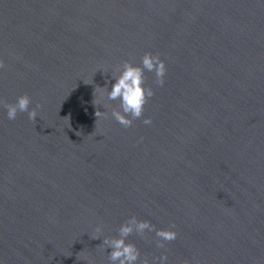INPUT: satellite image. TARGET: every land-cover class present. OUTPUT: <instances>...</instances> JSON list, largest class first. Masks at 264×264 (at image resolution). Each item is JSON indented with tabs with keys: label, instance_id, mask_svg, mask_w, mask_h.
I'll return each mask as SVG.
<instances>
[{
	"label": "water",
	"instance_id": "obj_1",
	"mask_svg": "<svg viewBox=\"0 0 264 264\" xmlns=\"http://www.w3.org/2000/svg\"><path fill=\"white\" fill-rule=\"evenodd\" d=\"M145 52L165 84L124 128L105 87ZM0 60V100L42 105L0 104V264H109L131 216L178 233L142 257L264 264V0H0Z\"/></svg>",
	"mask_w": 264,
	"mask_h": 264
},
{
	"label": "clouds",
	"instance_id": "obj_2",
	"mask_svg": "<svg viewBox=\"0 0 264 264\" xmlns=\"http://www.w3.org/2000/svg\"><path fill=\"white\" fill-rule=\"evenodd\" d=\"M4 67V61L0 60V68ZM145 72L154 74V83L157 86H164L167 73L165 60L159 53L145 52L139 65L134 64L131 60H125L122 64L116 65L111 74L115 82L111 85L110 91L105 87L107 100L119 101V110L114 108L111 116L124 128H130L134 121L141 119L144 125L152 124L150 117H144V111L145 105L155 95V92L152 86H146ZM0 104L7 110L9 120H15L19 113H27L29 120L34 122L38 116V109L42 107L41 104L30 107L32 98L27 93L19 95L14 103L0 100ZM100 115L101 113L97 111L96 116ZM174 228L175 225L168 229H157L149 220L138 219L136 216L129 217L121 223L116 236L103 239L102 245L111 249L108 254L109 264H167L169 257L166 253L158 257L147 255L142 257L140 249L128 238L133 234L145 237L146 233H154L157 238L156 246L164 248L167 242L177 239L178 233L173 230ZM95 231L102 233L103 226L97 225ZM97 238L99 236L93 239ZM181 264H189V262L184 260Z\"/></svg>",
	"mask_w": 264,
	"mask_h": 264
}]
</instances>
